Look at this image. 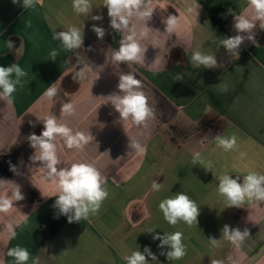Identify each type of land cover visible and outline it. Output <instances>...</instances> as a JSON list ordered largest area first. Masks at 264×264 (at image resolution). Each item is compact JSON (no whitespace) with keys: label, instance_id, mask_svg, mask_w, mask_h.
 Instances as JSON below:
<instances>
[{"label":"crops","instance_id":"crops-1","mask_svg":"<svg viewBox=\"0 0 264 264\" xmlns=\"http://www.w3.org/2000/svg\"><path fill=\"white\" fill-rule=\"evenodd\" d=\"M17 2L0 0V66L17 63L28 74L11 102L0 96V168L8 170L0 175V196L10 195L17 184L25 199L0 213V261L15 264L6 253L20 245L30 253L27 264H126L124 256L148 246L158 258L156 264H211L212 259L229 264V256L231 264H264V202L245 200L240 208H226L217 192L221 175H239L242 183L249 172L264 174V30L256 22L255 41L246 40L238 57L219 45L220 39L237 34L232 13L251 18L248 0H145L153 9L152 18L131 19L137 32L148 27L147 38L139 40L146 49L144 61L120 64L112 61V52L119 48L121 36L110 27L103 0H91L88 16L76 14L72 0H35L32 8ZM218 11L229 13L232 20L220 24L215 19ZM92 15L103 19L93 21ZM169 15L179 21L173 33L164 23ZM93 24L105 29L103 39L91 30ZM71 26L80 28L84 39L74 51L52 38L55 31ZM53 49L58 53L55 61L49 55ZM195 51L215 55L223 67L192 66ZM83 64L91 67L86 78L74 89H64L63 79ZM128 72L141 79L149 106L155 109V118L139 127L131 119L116 123L119 113L108 100L119 93V76ZM177 74L183 79L176 81ZM53 83L59 95L49 100L43 93ZM225 85L227 91L222 90ZM62 102H71L76 115L62 114ZM50 115L73 133L93 137L82 149H69L58 136L59 167L88 163L106 181L109 195L99 212L78 223H68L53 207L55 185L45 182L39 164L29 160L34 149L28 136L40 135ZM218 134L236 135L238 147L227 152L217 147ZM129 139L140 142L146 152L128 148ZM196 151L205 163L193 166ZM209 161L214 177L204 170ZM154 180L163 183L161 191L152 190ZM177 192L200 206L197 226L182 221L172 226L164 220L158 205ZM10 223L17 233L14 239L7 231ZM225 224L249 230L239 248L226 239L218 247L209 243L210 237L222 238ZM150 227L160 235L182 232L187 254L168 261L160 255L168 248H158L160 242L146 233Z\"/></svg>","mask_w":264,"mask_h":264},{"label":"clouds","instance_id":"clouds-1","mask_svg":"<svg viewBox=\"0 0 264 264\" xmlns=\"http://www.w3.org/2000/svg\"><path fill=\"white\" fill-rule=\"evenodd\" d=\"M13 3H18L13 0ZM248 4L252 10L251 18L245 15H233V29L237 33L231 37L220 39L219 45L222 46L231 56H239L241 45L244 42H254L256 38L255 29L259 22V29L264 30V0H248ZM35 5V0H23V8H32ZM107 9L108 17L110 18V27L120 34L119 48L113 50L112 61L114 63H142L144 61V53L146 49L141 47L139 40L147 38L148 27H144L139 32L136 31L134 25L131 24V19L136 17L140 20H150L153 15V9L147 7L145 0H103L102 4ZM72 8L76 14H85L88 16L93 8L91 0H72ZM192 11L191 8L188 9ZM230 11V10H229ZM231 12V11H230ZM93 21H101L102 15H92ZM166 31L173 33L178 26V18L176 15H169L164 21ZM98 39H103L105 29L96 24L92 25L91 29ZM53 40L59 41L61 46L68 51L80 49L83 46V32L76 26L69 27L66 31L54 32ZM9 48L13 47L11 41H7ZM91 51V49H88ZM50 59L55 61L58 55L53 49L50 52ZM78 64L82 62L78 59ZM190 63L194 67H203L205 69H214L223 67L218 64L215 55L205 54L201 51L193 52ZM91 71L88 64H83L79 71L75 72L74 80L83 81L86 74ZM13 74L15 79H13ZM28 73L22 69L17 63L8 67L0 66V96L9 98L16 91L17 85L21 84V80ZM183 77L179 74L176 76V81L182 80ZM43 93V96L49 100L58 97L59 89L55 83L51 84ZM119 93H113L108 96V100L114 106L116 112L119 113V118L116 123L128 121L131 119L136 126L146 124L149 119L155 118V109L149 106L148 98L143 91V83L141 79H137L133 72H128L119 76L117 85ZM223 91H227V86H223ZM60 112L66 116L76 115V108L71 102L61 104ZM64 138L67 148L82 149L93 139L91 135L77 131L73 133L72 129L66 123L58 122L55 115H50L43 121V130L40 135L32 133L28 136L30 147L34 149L33 154L29 157L32 164H39V168L43 171V179L55 185L56 197L53 207L59 210L61 215L67 217L68 223L80 222L87 220L90 214L99 212L103 201L108 197L109 193L103 186L106 181L102 177L100 171L91 164L79 162L73 163L70 167H59L62 162L57 155V145L55 140L57 137ZM217 147L224 151L235 150L237 145V136L231 135L215 137ZM128 148L143 154L146 152L144 146L135 139H129ZM243 156L244 153H241ZM191 163L193 166L204 164L205 161L199 151L192 155ZM10 170L16 171L15 165L10 164ZM206 172H212L213 164L209 161L204 168ZM219 183L217 192L223 197L226 208H240L245 200H255L264 202V174L257 172H249L243 176V182L240 183V176L232 178L230 175H221L218 177ZM152 190L159 192L163 188V183H158L156 180L152 182ZM53 197V196H52ZM25 197L22 194L21 187L16 186L11 190V194L0 196V213H8L14 202L22 201ZM159 210L162 212L164 220L175 226L179 222H184L188 226L198 224V216L200 215V206L193 201L189 195L184 192H177L169 198L163 199L159 205ZM155 227H150L146 233L152 235L154 241L160 243L158 248L168 250L161 251L160 255L166 256L168 261H176L182 259L187 254L186 245L183 243V233L176 231L173 233L163 232V235L156 233ZM7 231L10 238L14 239L17 236L16 231L10 223L7 226ZM222 238H208L209 243L213 247H218L222 243V239L234 244L237 248L249 236V230L245 228L241 231L239 228H231L225 224L221 230ZM6 255L14 258L15 264H27L30 259L29 251L17 245L7 250ZM148 258L152 262H157V256L151 251L150 247L145 246L143 252L135 250L130 255H126L123 259L126 264H149ZM229 264L232 258H228ZM0 264H3L0 261ZM33 264H38V261L33 260ZM211 264H225L224 260L212 259Z\"/></svg>","mask_w":264,"mask_h":264},{"label":"trees","instance_id":"trees-1","mask_svg":"<svg viewBox=\"0 0 264 264\" xmlns=\"http://www.w3.org/2000/svg\"><path fill=\"white\" fill-rule=\"evenodd\" d=\"M74 75L75 74L68 75L63 79L61 85L64 89H74L78 85L79 81L73 79ZM1 169L2 168H0V170Z\"/></svg>","mask_w":264,"mask_h":264},{"label":"built area","instance_id":"built-area-1","mask_svg":"<svg viewBox=\"0 0 264 264\" xmlns=\"http://www.w3.org/2000/svg\"><path fill=\"white\" fill-rule=\"evenodd\" d=\"M215 19L222 25H227L231 20L232 16L224 11H218L215 14Z\"/></svg>","mask_w":264,"mask_h":264},{"label":"water","instance_id":"water-1","mask_svg":"<svg viewBox=\"0 0 264 264\" xmlns=\"http://www.w3.org/2000/svg\"><path fill=\"white\" fill-rule=\"evenodd\" d=\"M8 170H0V175H4Z\"/></svg>","mask_w":264,"mask_h":264}]
</instances>
